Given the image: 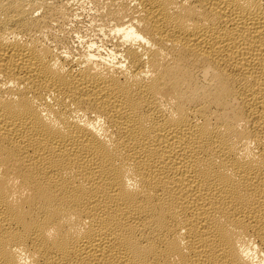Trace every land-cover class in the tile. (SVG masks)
Returning <instances> with one entry per match:
<instances>
[{
    "label": "bare ground",
    "instance_id": "6f19581e",
    "mask_svg": "<svg viewBox=\"0 0 264 264\" xmlns=\"http://www.w3.org/2000/svg\"><path fill=\"white\" fill-rule=\"evenodd\" d=\"M0 264H264V0H0Z\"/></svg>",
    "mask_w": 264,
    "mask_h": 264
}]
</instances>
